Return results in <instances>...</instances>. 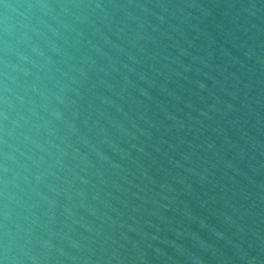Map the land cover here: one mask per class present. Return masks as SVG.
Returning a JSON list of instances; mask_svg holds the SVG:
<instances>
[{"label": "water", "instance_id": "water-1", "mask_svg": "<svg viewBox=\"0 0 264 264\" xmlns=\"http://www.w3.org/2000/svg\"><path fill=\"white\" fill-rule=\"evenodd\" d=\"M0 264H264V0H0Z\"/></svg>", "mask_w": 264, "mask_h": 264}]
</instances>
